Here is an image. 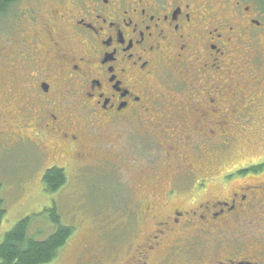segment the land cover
<instances>
[{"label":"flooded vegetation","instance_id":"obj_1","mask_svg":"<svg viewBox=\"0 0 264 264\" xmlns=\"http://www.w3.org/2000/svg\"><path fill=\"white\" fill-rule=\"evenodd\" d=\"M3 23L0 164L164 182L123 260L86 241L48 264H264V163L219 156L264 138V0H4Z\"/></svg>","mask_w":264,"mask_h":264},{"label":"rangeland","instance_id":"obj_2","mask_svg":"<svg viewBox=\"0 0 264 264\" xmlns=\"http://www.w3.org/2000/svg\"><path fill=\"white\" fill-rule=\"evenodd\" d=\"M0 28L5 30L6 24H0ZM130 143L133 148L126 150L127 157L133 153L139 159L134 148L135 139ZM219 156L220 162L228 164L227 167L234 164L242 165L240 169L260 168L245 172L254 174L262 169L259 164L264 163V138L237 139ZM141 157L140 154V160L143 159ZM29 158L30 165L25 168L0 164V200L6 212L0 224V243L17 222L33 215L36 217L30 222L29 237L37 241L49 237L56 228L47 216L38 214L55 203L60 224L73 229L72 236L58 252L59 263L64 262L69 251L80 249L86 241L98 256L103 258L114 254L116 261L123 260L131 249L132 213L139 205H144L149 191L159 192L164 182L153 187L152 181L145 177L138 184H133L129 182L132 177L127 171L104 166L101 162L82 166L71 162L64 167L67 175L65 186L57 194L48 195L44 192L41 177L51 164L45 160L41 162L33 152ZM235 182L228 187L230 190H234L240 180ZM115 263L105 260V264Z\"/></svg>","mask_w":264,"mask_h":264},{"label":"trees","instance_id":"obj_3","mask_svg":"<svg viewBox=\"0 0 264 264\" xmlns=\"http://www.w3.org/2000/svg\"><path fill=\"white\" fill-rule=\"evenodd\" d=\"M0 2L3 3L4 0ZM258 169L260 168H251L254 171ZM66 182L67 175L62 167L49 168L41 177L44 192L48 195L57 194ZM5 214L3 202L0 200V224ZM38 215L47 216L56 230L46 239L37 241L29 237V225L36 215L20 220L4 235L0 243V264H48L57 257L59 249L72 236L73 229L60 224L55 203L51 208H44Z\"/></svg>","mask_w":264,"mask_h":264}]
</instances>
